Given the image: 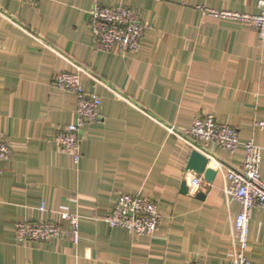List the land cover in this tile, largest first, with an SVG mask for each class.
<instances>
[{
	"label": "crops",
	"instance_id": "1",
	"mask_svg": "<svg viewBox=\"0 0 264 264\" xmlns=\"http://www.w3.org/2000/svg\"><path fill=\"white\" fill-rule=\"evenodd\" d=\"M258 1L0 0V136L12 151L0 160V264H186L194 258L230 264L240 204L226 196L220 165L240 168L244 147L230 153L182 132L197 113H214L237 128L242 142L263 148L264 177V130L255 126L264 120V42L254 28L198 8L256 14ZM96 2L134 7L152 24L138 53L93 47L89 10ZM77 67L85 90L100 96L103 116L87 127L79 165L53 141L58 128L74 121L76 98L52 80ZM194 149L217 170L211 182L187 171ZM200 175L204 182L192 188V177ZM119 192L156 201L160 230L138 236L110 228L101 218ZM62 209L81 215L78 244L70 237L17 241V222L68 227ZM249 227L248 258L264 264V211H252Z\"/></svg>",
	"mask_w": 264,
	"mask_h": 264
},
{
	"label": "built area",
	"instance_id": "2",
	"mask_svg": "<svg viewBox=\"0 0 264 264\" xmlns=\"http://www.w3.org/2000/svg\"><path fill=\"white\" fill-rule=\"evenodd\" d=\"M38 4L40 0H18ZM198 8L213 17L240 22L257 31L258 40L264 42V0L258 1L259 12L256 14L230 9H215L205 5ZM92 29L93 47L110 52L116 50L122 55L136 54L141 50L146 30L152 24L139 18L134 7L123 4L105 6L96 2L89 10ZM75 72L58 71L52 80L56 88L69 91L75 96L74 121L64 128H58L53 141L57 147L68 154L74 164L79 165L82 157V143L87 127L103 119L101 98L85 90L82 82V69ZM84 72V71H83ZM96 82H100L95 78ZM255 126L264 130V120L255 122ZM171 132H176L174 128ZM188 138L216 143L221 148L235 153L241 145L244 158L240 168L220 165L226 177L225 193L228 198L237 200L240 211L234 217L232 228V249L228 255L230 264H253L248 258L250 248V218L254 209L264 211V177L260 173L263 148L254 140L242 142L237 128L221 123L212 112L202 111L195 115L190 128L182 132ZM11 144L5 136H0V160L11 158ZM202 176H193L189 185L199 188ZM41 209L45 210L43 203ZM61 220L68 222L66 227L54 221H24L15 224V237L19 243H42L55 239H67L78 244L80 241V219L77 210L62 209L58 211ZM110 228L123 227L138 236L155 234L161 228L163 213L159 204L140 193L119 192L112 210L101 218ZM186 264H204L200 258H194Z\"/></svg>",
	"mask_w": 264,
	"mask_h": 264
},
{
	"label": "water",
	"instance_id": "3",
	"mask_svg": "<svg viewBox=\"0 0 264 264\" xmlns=\"http://www.w3.org/2000/svg\"><path fill=\"white\" fill-rule=\"evenodd\" d=\"M209 157L199 149H194L191 151L188 163L187 171L192 172L195 175L203 174L204 179L208 182H211L217 170L209 165ZM183 191H188V186L186 181L183 182ZM199 197H202V194H199Z\"/></svg>",
	"mask_w": 264,
	"mask_h": 264
},
{
	"label": "rangeland",
	"instance_id": "4",
	"mask_svg": "<svg viewBox=\"0 0 264 264\" xmlns=\"http://www.w3.org/2000/svg\"><path fill=\"white\" fill-rule=\"evenodd\" d=\"M196 141V140H195Z\"/></svg>",
	"mask_w": 264,
	"mask_h": 264
}]
</instances>
